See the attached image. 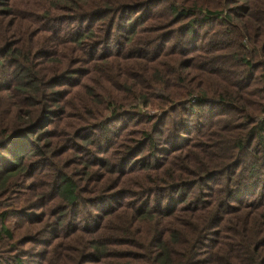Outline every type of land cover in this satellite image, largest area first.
Listing matches in <instances>:
<instances>
[{
	"label": "trees",
	"instance_id": "1",
	"mask_svg": "<svg viewBox=\"0 0 264 264\" xmlns=\"http://www.w3.org/2000/svg\"><path fill=\"white\" fill-rule=\"evenodd\" d=\"M0 264H264V0H0Z\"/></svg>",
	"mask_w": 264,
	"mask_h": 264
}]
</instances>
